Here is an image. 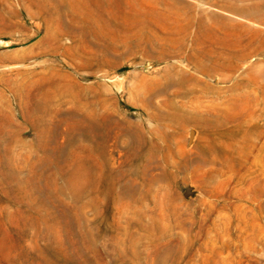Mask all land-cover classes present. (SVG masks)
Returning <instances> with one entry per match:
<instances>
[{"label":"rangeland","instance_id":"1","mask_svg":"<svg viewBox=\"0 0 264 264\" xmlns=\"http://www.w3.org/2000/svg\"><path fill=\"white\" fill-rule=\"evenodd\" d=\"M0 264H264V0H0Z\"/></svg>","mask_w":264,"mask_h":264},{"label":"bare ground","instance_id":"2","mask_svg":"<svg viewBox=\"0 0 264 264\" xmlns=\"http://www.w3.org/2000/svg\"><path fill=\"white\" fill-rule=\"evenodd\" d=\"M109 25V24H108ZM32 71V70H31ZM40 73V72H39ZM34 80V79H33ZM33 80H32V82H33ZM35 81H37V79L35 80ZM41 81V80H40ZM37 83V82H36ZM28 84H30V85H33L32 83H28ZM59 87V86H58ZM39 88V87H38ZM36 91V90H35ZM28 94V93H27ZM35 94V93H34ZM36 95V94H35ZM34 95V96H35ZM39 95H41V93L39 94ZM32 96V95H31ZM38 96V95H37ZM38 98H40V97H38ZM36 99L35 100V102L32 104V107H31V110H32V112H34V113H36L42 106H43V103H41L40 101H39V99Z\"/></svg>","mask_w":264,"mask_h":264},{"label":"water","instance_id":"3","mask_svg":"<svg viewBox=\"0 0 264 264\" xmlns=\"http://www.w3.org/2000/svg\"><path fill=\"white\" fill-rule=\"evenodd\" d=\"M190 190L187 191V193L189 192Z\"/></svg>","mask_w":264,"mask_h":264}]
</instances>
